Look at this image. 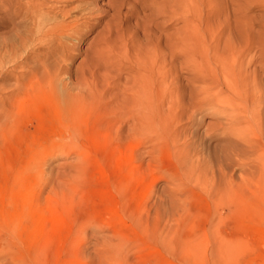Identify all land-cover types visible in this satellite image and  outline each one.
<instances>
[{"label": "rangeland", "instance_id": "1", "mask_svg": "<svg viewBox=\"0 0 264 264\" xmlns=\"http://www.w3.org/2000/svg\"><path fill=\"white\" fill-rule=\"evenodd\" d=\"M53 1L0 0V264H264V0Z\"/></svg>", "mask_w": 264, "mask_h": 264}, {"label": "bare ground", "instance_id": "2", "mask_svg": "<svg viewBox=\"0 0 264 264\" xmlns=\"http://www.w3.org/2000/svg\"><path fill=\"white\" fill-rule=\"evenodd\" d=\"M53 1V0H52ZM74 0H62V1H53V3L50 5V9L52 10H56V12H60L61 15L64 14H68L71 11L75 10V8L77 7H72L69 9L65 8L64 6H59L60 3L62 2H66L65 4H68L69 2H73ZM111 2V1H110ZM109 2V3H110ZM50 4V3H49ZM43 4H34L31 3L30 6L32 8V13L35 14L36 12H38L39 8L42 6ZM82 5V4H81ZM110 5V4H109ZM26 6V5H25ZM68 7V6H67ZM87 10V9H86ZM71 14H69L70 16ZM75 21V20H74ZM52 23V22H51ZM36 26L38 25L35 24ZM76 25V24H75ZM45 27V25H43ZM42 26V27H43ZM47 26V25H46ZM51 27V26H50ZM69 27V25H56L55 27L52 28L51 30V35L54 36H59L63 30H66ZM37 28V27H36ZM41 26L39 27V29L37 31H41L40 30ZM48 28L46 27V30ZM43 31V30H42ZM69 31V30H68ZM41 33V32H40ZM33 39V38H32ZM45 39V38H44ZM46 41V40H45ZM58 41V40H57ZM46 66V65H45ZM48 66V65H47ZM54 67V66H53ZM52 67V69H53ZM45 70V69H44ZM51 72L48 70V68H46L45 71H41L39 74H35V81H30L29 82V88H27L25 90V94L24 97L22 99L17 100V98L15 100H13L12 104L10 105V109L3 111V120H4V126L5 129H3L4 133L8 134L10 130H14L17 125L22 121L23 117L25 116H29V113L31 112L32 109L35 108L36 104L39 103L41 101V99L44 96V92H45V87L46 84L50 85L53 82V76L50 75ZM4 87V86H3ZM1 90V89H0ZM47 90V89H46ZM47 94V93H46ZM48 96V95H47ZM47 98V97H46ZM10 99V98H9ZM77 102H73L72 104V108L75 106H77L76 104ZM36 109V108H35ZM70 111V112H69ZM68 112L71 114L73 111L71 108L68 109ZM8 132V133H7ZM11 132V131H10ZM2 133V130L0 132V135ZM6 136V135H5ZM4 137V136H3ZM1 138V137H0ZM2 139V138H1Z\"/></svg>", "mask_w": 264, "mask_h": 264}]
</instances>
